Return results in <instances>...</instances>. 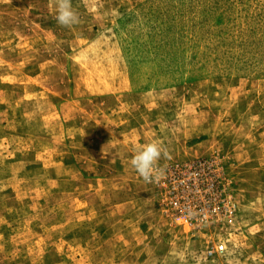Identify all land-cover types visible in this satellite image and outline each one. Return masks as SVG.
I'll list each match as a JSON object with an SVG mask.
<instances>
[{
	"label": "rangeland",
	"instance_id": "374dc122",
	"mask_svg": "<svg viewBox=\"0 0 264 264\" xmlns=\"http://www.w3.org/2000/svg\"><path fill=\"white\" fill-rule=\"evenodd\" d=\"M71 5L0 0V264H264V0Z\"/></svg>",
	"mask_w": 264,
	"mask_h": 264
},
{
	"label": "clouds",
	"instance_id": "9594fccd",
	"mask_svg": "<svg viewBox=\"0 0 264 264\" xmlns=\"http://www.w3.org/2000/svg\"><path fill=\"white\" fill-rule=\"evenodd\" d=\"M54 3L58 24L64 27H70L79 22V16L73 10L71 0H54ZM161 155L169 157L167 149L154 141L144 145L132 157L131 165L144 180L151 181L153 174L159 171L156 167V162L160 159Z\"/></svg>",
	"mask_w": 264,
	"mask_h": 264
}]
</instances>
